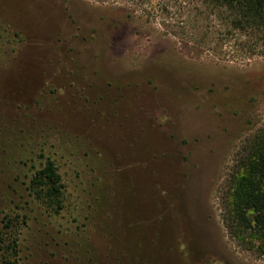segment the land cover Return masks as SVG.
<instances>
[{"label":"rangeland","instance_id":"1","mask_svg":"<svg viewBox=\"0 0 264 264\" xmlns=\"http://www.w3.org/2000/svg\"><path fill=\"white\" fill-rule=\"evenodd\" d=\"M229 22L205 0H0L16 264H264L222 223L237 152L264 127V45ZM46 159L58 213L29 191Z\"/></svg>","mask_w":264,"mask_h":264},{"label":"trees","instance_id":"2","mask_svg":"<svg viewBox=\"0 0 264 264\" xmlns=\"http://www.w3.org/2000/svg\"><path fill=\"white\" fill-rule=\"evenodd\" d=\"M205 2L210 10L227 15L233 31L256 34L264 45V0ZM63 190L55 164L46 159L31 179L29 191L37 201L58 213L63 209ZM221 206L222 223L228 238L243 251L264 259V127L246 139L237 152L226 180ZM20 219L7 215L2 220L0 252L3 264H16L18 259Z\"/></svg>","mask_w":264,"mask_h":264}]
</instances>
